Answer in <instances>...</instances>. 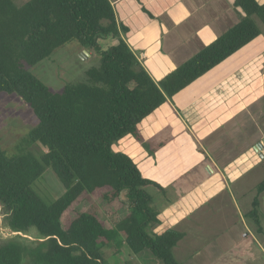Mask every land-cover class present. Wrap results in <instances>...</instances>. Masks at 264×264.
<instances>
[{"label":"trees","instance_id":"16d2710c","mask_svg":"<svg viewBox=\"0 0 264 264\" xmlns=\"http://www.w3.org/2000/svg\"><path fill=\"white\" fill-rule=\"evenodd\" d=\"M233 7L242 13L235 24L155 82L125 42L128 29L117 22L109 0H27L20 6L0 0V94L29 106L37 123L24 141L45 149L36 158L22 151L8 155L0 147V204L8 229L34 231L39 238L32 247L14 238L1 244L0 264H108L103 249L118 241L133 255L148 251L162 264H179L173 249L184 233H149L159 214L147 188L164 193L163 187L112 147L125 137L139 142L143 121L259 37L253 18L264 26V3L234 0ZM71 42L98 57L85 83L54 93L25 70ZM45 168L64 188L49 204L33 189ZM263 192L264 180L246 214L258 234ZM83 201L91 207L79 212ZM99 210L118 217L112 228Z\"/></svg>","mask_w":264,"mask_h":264},{"label":"rangeland","instance_id":"374dc122","mask_svg":"<svg viewBox=\"0 0 264 264\" xmlns=\"http://www.w3.org/2000/svg\"><path fill=\"white\" fill-rule=\"evenodd\" d=\"M26 1L14 0V3L20 6ZM121 1L131 4L134 0ZM137 1L139 4L134 2L129 6L130 18H126L128 8L113 5L116 19L129 27L130 33L123 35L129 45L130 36L143 34L150 24L148 12L160 10L154 1L161 4L164 0H152V4ZM174 1L177 0H167L161 8L168 10L171 8L168 2ZM222 2L229 8L228 19L232 25L242 13L233 7V0ZM257 2L264 3V0ZM214 5L215 12L224 14L226 10H221L219 3ZM188 9L181 7L176 17ZM209 9L205 6L198 13H208ZM160 15L168 25L169 18L163 12ZM253 19L260 31L259 37L180 92L173 99L174 111L178 114L168 105L143 121L139 142L125 137L112 147L113 152L129 155L143 177L164 187V193L147 188L159 214V223L151 227L149 233L155 235L168 229L184 233L173 249L179 264H264V192L259 196L263 233L258 234L252 219L246 217L256 188L264 180V26ZM215 25L213 29L217 32L227 26L225 20ZM107 45L102 43L103 48ZM82 51L71 42L48 59L24 67L52 92L60 93L67 85L85 83V72L98 66L95 54L89 52V56H84ZM170 62L166 61L167 66L159 76L146 63L143 67L155 78L170 72L173 66L172 60ZM190 107L197 111L195 119L189 116L194 123L198 121L195 131L186 130L188 124L181 115ZM36 123L29 106L21 99L0 94V147L3 151L8 155L29 152L40 158L45 149L24 141ZM237 165H243L239 175L229 179L226 174L233 176L231 171L237 169ZM33 189L47 204L64 193L56 176L47 168ZM90 207L91 202L83 201L78 211L84 212ZM97 214L107 228H112L118 218L102 210ZM7 217L6 208L0 204V245L13 238L28 247L39 241L34 231L12 234ZM122 244L118 241L103 249L108 264H162L148 251L133 255Z\"/></svg>","mask_w":264,"mask_h":264},{"label":"crops","instance_id":"0c3cea01","mask_svg":"<svg viewBox=\"0 0 264 264\" xmlns=\"http://www.w3.org/2000/svg\"><path fill=\"white\" fill-rule=\"evenodd\" d=\"M109 1L112 7L113 5L122 4L124 6V10H126L125 8L129 9V6L133 5L134 2H137V3L139 2L137 0L136 1L134 0L133 3L128 4L126 2H122L121 0H112L113 1V4H112L111 0ZM166 1L167 0L162 1L161 4L163 3L166 4L167 3ZM142 3L152 4L153 2L152 0H144V2L142 1ZM168 3L169 5H171V8H169L168 10L167 9L163 10L161 8V4H157V2L154 1L153 4L158 5L160 10L153 11L152 13L147 11L149 15L150 24L146 27V29L144 28L145 29L144 33L141 35L140 34L135 35L133 37L130 36V40H129L131 42L130 45L125 41L135 56L143 57L141 60V65L144 66V63H146L148 68H153L157 76H159L161 71L166 68L167 60L168 62L172 60L173 66H171L172 68L170 69V72L174 71L179 65H181L182 63L187 61L189 58H191L201 48L198 46H201V44H205L204 46L210 44L219 35H221L224 31H226L231 25L229 24V19H228V15L230 14L229 8L222 2V0H177V1H174L172 4L170 2ZM215 3L220 4L221 10L223 11L226 10L224 14H220L218 11L215 12L214 10ZM260 4H263V3H260ZM205 6L210 7V9L208 10V13L199 14L198 11ZM181 7H189L188 12L184 10V13L179 15V17L177 18L176 17L178 15L177 11L181 9ZM161 12H163L164 16H167V18H169L170 23L168 25H166V23L162 20L161 15H160ZM130 14L131 13L129 9L128 17L126 18H130ZM150 15L153 16L154 18L151 19ZM224 20L227 26L223 30H220L217 32L215 29H213L214 26H216L215 23L220 24ZM237 21H235L233 24H235ZM117 22L123 24L122 22L118 20ZM123 25L126 26V24H123ZM126 28L128 29V32L126 34H129L130 33L129 27L126 26ZM207 33H208V36H207ZM210 35H212V37L208 40V37H210ZM146 71L149 74L148 70ZM170 72L168 71L164 73L163 75H161L160 77L155 76V78L152 75L150 74L149 75L153 79V81L158 82ZM208 92L209 91H207L205 95H207ZM173 99L171 101H168L157 112L164 109V107L171 105L173 112L178 114L177 111H174L175 105L173 103ZM195 107L197 106H194L193 108ZM193 108L190 107L186 111H184L183 114H181L183 118L186 119V122L189 125V126L185 125L186 130L187 128L189 130L191 129L194 131L196 130L195 125L197 124L198 121L194 123L193 119L191 120L189 119L190 118L189 116L191 115L194 116V119L196 118L194 113L197 112V111L195 112V109L197 108L195 109ZM188 119L190 122L188 121ZM182 131L183 130H181L180 132ZM164 146H162V148ZM239 166L241 165H237L238 169H239ZM137 167L139 168V166ZM238 169H234L231 171V174L233 175L231 177L227 175L226 173L225 174L229 179L235 178L237 175H239V171H236ZM224 172H226V169H224ZM160 186L163 187L162 185ZM158 220H159V216H158Z\"/></svg>","mask_w":264,"mask_h":264},{"label":"water","instance_id":"95a60500","mask_svg":"<svg viewBox=\"0 0 264 264\" xmlns=\"http://www.w3.org/2000/svg\"><path fill=\"white\" fill-rule=\"evenodd\" d=\"M82 54H83L84 56H89V52H87V51H83ZM255 150H258L257 147H255ZM256 152H257V151H256ZM260 155H261V157H263L262 154H260Z\"/></svg>","mask_w":264,"mask_h":264},{"label":"built area","instance_id":"2783aa9c","mask_svg":"<svg viewBox=\"0 0 264 264\" xmlns=\"http://www.w3.org/2000/svg\"><path fill=\"white\" fill-rule=\"evenodd\" d=\"M135 57H136L137 61L141 64V60H142L143 57L142 56H138V57L135 56ZM12 234H15V233H12Z\"/></svg>","mask_w":264,"mask_h":264},{"label":"flooded vegetation","instance_id":"af4514ba","mask_svg":"<svg viewBox=\"0 0 264 264\" xmlns=\"http://www.w3.org/2000/svg\"><path fill=\"white\" fill-rule=\"evenodd\" d=\"M249 165H250V164H249ZM240 167H242V166H239V169L237 168L239 172H240V170L242 169V168H240ZM244 167H245V166H244ZM244 167H243V168H244ZM246 167H247V166H246ZM246 167H245V168H246Z\"/></svg>","mask_w":264,"mask_h":264}]
</instances>
